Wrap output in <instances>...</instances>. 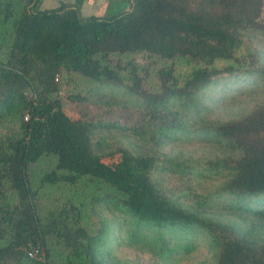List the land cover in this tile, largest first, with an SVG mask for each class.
Wrapping results in <instances>:
<instances>
[{
    "label": "trees",
    "instance_id": "trees-1",
    "mask_svg": "<svg viewBox=\"0 0 264 264\" xmlns=\"http://www.w3.org/2000/svg\"><path fill=\"white\" fill-rule=\"evenodd\" d=\"M41 2L0 0V24H10L7 74L0 78V86H7L0 91V118L3 113L19 115L21 128L19 138L6 136L0 141V240L9 235L20 242L25 236L22 245L28 248L29 234L37 224L38 198L29 169L51 157L54 168L43 175L41 184L81 190L92 186L95 190L88 196L114 202L140 225L185 232L203 229L217 247V264H264V244L255 245L226 225L195 218L165 199L151 179L155 156L124 148L114 150L107 161L94 154L92 123L71 120L56 96L61 72L98 83H121L123 68L107 61L112 54L147 53L196 64L181 84L172 66L159 70L157 103L206 88L224 74L243 79L247 75L235 70L241 45L238 32L258 29L264 0H109L102 17H82L77 3L41 9ZM249 57V64L257 65L258 56ZM218 63L225 67L218 69ZM135 69L127 78L138 92ZM144 119L166 137L183 130L180 118L169 112L147 109ZM198 133L240 150L232 163L234 176L221 189L247 198V205L239 208L264 219V208L259 207L264 203V106L246 118L211 124ZM86 241L77 249L76 259L67 258L63 264H98L94 237ZM38 245L40 250L45 247L42 241ZM9 250L11 245L5 249ZM3 253L0 249V262ZM22 255L19 252V260ZM50 259L45 252L43 261L35 264H51Z\"/></svg>",
    "mask_w": 264,
    "mask_h": 264
},
{
    "label": "rangeland",
    "instance_id": "rangeland-1",
    "mask_svg": "<svg viewBox=\"0 0 264 264\" xmlns=\"http://www.w3.org/2000/svg\"><path fill=\"white\" fill-rule=\"evenodd\" d=\"M42 8L56 7L46 4ZM257 23V30L238 32L241 45L235 70L247 75L243 79L224 74L206 88L157 103L154 97L160 93L159 70L172 66L181 84L196 64L185 59L168 61L147 53L112 54L107 61L112 67L123 68L121 83H98L74 72H61L57 75L56 96L71 120L92 123L94 154L107 161L114 150L124 148L136 155L155 156L151 179L165 199L195 218L226 225L239 237L261 245L264 219L239 208L247 205V198L221 189L234 176L232 163L240 157V150L198 133L211 124L246 118L264 106V4ZM9 32L10 24H0L2 79L7 74L4 68ZM252 53L259 59L255 66L249 64ZM216 66L225 67L222 63ZM132 67L140 79L138 92L127 78ZM5 90L7 86L1 85L0 91ZM25 93L32 96L28 88ZM151 108L176 114L183 130L166 137L164 131L145 122L144 113ZM132 126L141 128L140 132L130 129ZM6 136H21L19 115L2 114L0 141ZM54 165V159L46 157L29 169L32 185L38 189L37 224L29 234L36 246L28 240V248L23 247L25 236L20 237V242L5 236L0 240V249L4 250L0 264H35L43 261L45 252L51 264H63L67 258L74 261L87 237H94L98 264H217V247L203 229L185 232L140 225L121 213L114 202L88 196L95 190L92 186L81 190L41 184L43 175ZM259 205L264 208V203ZM40 241L45 245L42 250L38 249ZM10 245L13 250L5 251ZM30 248L37 251L35 259L27 256ZM19 252L23 253L20 260Z\"/></svg>",
    "mask_w": 264,
    "mask_h": 264
},
{
    "label": "crops",
    "instance_id": "crops-1",
    "mask_svg": "<svg viewBox=\"0 0 264 264\" xmlns=\"http://www.w3.org/2000/svg\"><path fill=\"white\" fill-rule=\"evenodd\" d=\"M109 0H42L41 9L45 7L46 4L53 5L57 7L60 2L66 4H79L80 15L82 17H102L106 11Z\"/></svg>",
    "mask_w": 264,
    "mask_h": 264
},
{
    "label": "built area",
    "instance_id": "built-area-1",
    "mask_svg": "<svg viewBox=\"0 0 264 264\" xmlns=\"http://www.w3.org/2000/svg\"><path fill=\"white\" fill-rule=\"evenodd\" d=\"M36 253H37V251L34 250V249L32 248V249H30V250L28 251L27 256H28L30 259H35V258H36Z\"/></svg>",
    "mask_w": 264,
    "mask_h": 264
}]
</instances>
